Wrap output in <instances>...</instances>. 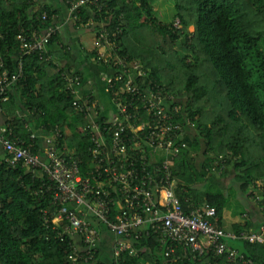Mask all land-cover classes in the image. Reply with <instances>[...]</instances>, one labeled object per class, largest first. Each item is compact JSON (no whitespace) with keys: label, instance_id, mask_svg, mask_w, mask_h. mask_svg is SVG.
I'll list each match as a JSON object with an SVG mask.
<instances>
[{"label":"trees","instance_id":"obj_1","mask_svg":"<svg viewBox=\"0 0 264 264\" xmlns=\"http://www.w3.org/2000/svg\"><path fill=\"white\" fill-rule=\"evenodd\" d=\"M171 1L170 23L163 24L155 16L159 0H103L100 12L92 6L81 7L76 27H70L74 34L92 33L93 40L100 23L110 33L121 28L116 53L141 67L145 86L156 85L172 96L173 106H182L178 121L186 117L193 122L194 128H187L183 137L186 147L172 163L182 208L186 212L213 208L220 227L228 198L221 191L209 192L206 175L233 168L239 191L247 198L255 194L263 199L260 221L234 225L233 231L236 235L256 231L264 225V0ZM61 11L40 0H0L2 69L9 78L15 77L5 93L0 92V127L6 128L4 138L26 145L34 134L36 152L39 135L61 129L59 143L73 154L84 177L91 164L86 115L75 109L76 99L67 90L64 74L80 77L82 96L99 100L102 96L107 102V84L100 77L111 70L95 63L94 51H85L86 66L96 71L102 84L97 91L83 71L62 64L72 58L74 49L62 42V31L49 39L43 53L22 56L18 45L19 35L41 34L50 24L42 21V15H66L65 9ZM89 20L93 25L84 29ZM176 20L179 27L174 25ZM80 48L77 45L75 52H81ZM4 97L7 100L2 102ZM199 157L203 158L200 163ZM6 158L0 147V264H68L66 245L43 225V210H52L49 198L39 194L44 178L38 170L21 165L10 168ZM118 209L117 201L113 211ZM225 243L256 264H264V246L242 240ZM133 246L137 257L123 254L120 264H163L155 236H141ZM104 251L106 245L97 257L101 262L107 256ZM174 264L197 263L188 255Z\"/></svg>","mask_w":264,"mask_h":264},{"label":"built area","instance_id":"obj_2","mask_svg":"<svg viewBox=\"0 0 264 264\" xmlns=\"http://www.w3.org/2000/svg\"><path fill=\"white\" fill-rule=\"evenodd\" d=\"M100 1L64 0V18L42 15V21L49 20L50 24L41 34L33 31L30 37L18 36L20 54L43 53L45 44L61 34L65 25L76 27L81 7L92 6L100 12ZM92 25L89 20L83 27ZM99 26L90 52L96 54L95 63L111 70L100 77V82L107 84L104 91L108 106L98 98L81 95L78 75L64 74L67 90L76 99L75 109L86 115L89 172L82 177L73 154L66 145H60L61 129L39 135L36 152L34 134L26 145L4 138L6 128L0 127V147L7 155V165L38 170L45 180L39 185V194L49 198L52 210H43V225L66 245V262L120 264L123 254L137 257L133 245L139 237L153 235L163 251V264L182 262L188 255L197 264H256L228 247L225 240L264 246V225L236 235L216 226L218 218L213 208L195 207L187 212L182 208L175 194L172 163L186 147L183 137L187 128H194L193 122L186 117L178 121L182 106H173L172 96L156 85L145 86L146 74L141 67L116 53L121 28L115 27L110 33L104 23ZM17 72L20 77V64ZM14 80L1 70V95ZM6 100L2 98V102ZM252 200L263 210L262 196L253 194ZM117 201L119 209L113 211ZM103 245L108 246L104 251L107 256L101 262L97 257ZM179 249L184 257L178 254Z\"/></svg>","mask_w":264,"mask_h":264},{"label":"crops","instance_id":"obj_3","mask_svg":"<svg viewBox=\"0 0 264 264\" xmlns=\"http://www.w3.org/2000/svg\"><path fill=\"white\" fill-rule=\"evenodd\" d=\"M40 1L42 3L51 5L52 7H54L57 10H62L61 11L62 13H63V9H65L64 5L61 3L62 0H40ZM60 17L64 18L65 12H64V15L60 16ZM70 26L71 25H65L63 27L61 39H62V42L64 44L68 45L71 49L74 48L72 50L73 56L68 62L62 61V64L68 63V66H69L68 68L72 71H78V70H80L81 72L83 71V73L86 75L87 79H89V81L93 82L95 90L100 91L102 89V86H100V85H102V84L100 82L98 83V80L95 77L96 71H93V70H91V68L86 66L87 65L86 58L88 57V53L92 49V46L89 47V46L85 45V42H83L82 37L79 34H74V32L72 31V28ZM87 33H90V32H87ZM77 45L82 46V48H80V49H82L81 52H75V50H76L75 48ZM85 51L88 53H86ZM97 85H99V86H97ZM99 98H100V100H103L102 96ZM101 102L106 103L105 98ZM206 180H207V183H205V184L210 183L209 189H212V187L216 186V185H213L214 181H215L213 175L210 174V175L206 176ZM216 184H218V183L216 182ZM175 186H177V185H175ZM245 200L241 202V208H237L235 206V208L233 209L232 207L229 206L228 211H225L227 205L229 204L227 202V205L223 211V216L221 219L220 228H222L226 232H233L234 233L233 228H232L234 225H241L245 221H249V220H254L256 222L260 221L261 217L263 216V212H262L263 210L259 207L258 204L254 203L253 200L252 201L251 200L247 201L248 199H245ZM244 216H247V218L243 219L242 217H244ZM250 231H253V230L251 229L248 232H250ZM104 238L109 239V237L107 235H105ZM227 240L230 243L232 242V245L238 241V240L234 241L231 239H227ZM228 247H229V245H228ZM232 249H234V248H232ZM180 257H184L183 251H181Z\"/></svg>","mask_w":264,"mask_h":264},{"label":"rangeland","instance_id":"obj_4","mask_svg":"<svg viewBox=\"0 0 264 264\" xmlns=\"http://www.w3.org/2000/svg\"><path fill=\"white\" fill-rule=\"evenodd\" d=\"M173 13H174V8H173V4H172L171 0H159V3L155 8V16L161 23H163V24L170 23L171 16L173 15ZM174 25L176 27H179L177 20L174 22ZM188 31L192 32L193 28L190 27L188 29ZM78 34L82 37L83 42H85V45H87L89 47L92 46V44H91L92 40H93V34L92 33L79 32ZM202 161H203L202 157H199L197 160L198 163H200ZM224 172L226 173L225 175H223ZM221 173H222V175H221ZM208 175H206V176H208ZM211 175H213V177L215 179L213 185H216V186L212 187V189H209V192H211V190H212V192H216V191L221 190V193H223L227 196V198L229 200L228 201L229 204L227 205L225 211H228L229 206L232 207L233 209L235 208V206L237 208H241V202L244 201L245 199H248L247 201H250V200L252 201V197L247 198L246 195L242 194L239 191L240 185L235 179V172H234L233 168H229V169L223 168L219 172L218 171L212 172ZM216 182L218 184H216Z\"/></svg>","mask_w":264,"mask_h":264}]
</instances>
